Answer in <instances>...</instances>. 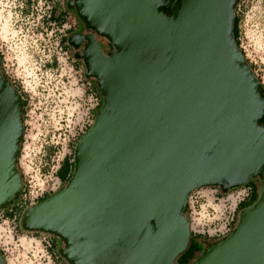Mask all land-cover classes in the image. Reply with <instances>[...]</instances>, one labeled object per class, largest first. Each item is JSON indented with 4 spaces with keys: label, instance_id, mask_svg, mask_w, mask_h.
<instances>
[{
    "label": "water",
    "instance_id": "obj_1",
    "mask_svg": "<svg viewBox=\"0 0 264 264\" xmlns=\"http://www.w3.org/2000/svg\"><path fill=\"white\" fill-rule=\"evenodd\" d=\"M240 1H66L85 29L68 44L103 103L70 177L24 210L23 231L57 238L67 264H173L191 192L258 177L257 199L188 264H264V86L234 38ZM23 112L0 56V209L22 188Z\"/></svg>",
    "mask_w": 264,
    "mask_h": 264
},
{
    "label": "rangeland",
    "instance_id": "obj_2",
    "mask_svg": "<svg viewBox=\"0 0 264 264\" xmlns=\"http://www.w3.org/2000/svg\"><path fill=\"white\" fill-rule=\"evenodd\" d=\"M66 1L63 0L65 9L75 12L74 8L66 7ZM238 9L242 13L238 36L240 47L248 61L253 64L255 74L264 85V0H245ZM26 14V11L20 8L19 0H0L2 68L7 76L23 90L27 103L26 131L20 161L22 163L23 158L28 159L32 162L33 168H37L40 166L41 158L45 160L46 154H50V166L57 165V161L64 155L73 153L75 144L83 134L76 140L74 138L86 120L87 107L92 103L89 95L83 93L85 83L78 81V73L71 69L73 57L66 60V54L60 53L56 47L55 42L59 34L51 37L50 30L41 32L35 26V21ZM76 29L77 27L73 26V30ZM52 60L55 62L51 63ZM78 62L75 64L76 67L84 69L82 62ZM84 80L91 86L94 93L99 95L101 106L103 96L97 83L91 78ZM254 180L260 184L258 177L251 179V181ZM220 192L223 194L222 191ZM227 192L223 194L224 196L219 192L217 195L214 187H203L192 192L189 197L187 216L193 232L213 234L224 230V224L238 201L236 193ZM215 196L219 198L216 199ZM19 205L20 196L18 195L5 208L16 206L14 213L21 218L27 207H19ZM2 211L0 210V217ZM18 222L20 223V219ZM42 238L41 233L32 235L30 232L16 236L9 244L5 256L6 264H53L54 261L57 264L59 260L55 258L56 254H53L55 251L48 252L42 243ZM193 238L189 237L187 250ZM56 244L57 248H60L59 240ZM203 247L204 245L200 243L196 257ZM50 254L52 258H49ZM178 263L177 258L173 264Z\"/></svg>",
    "mask_w": 264,
    "mask_h": 264
},
{
    "label": "built area",
    "instance_id": "obj_3",
    "mask_svg": "<svg viewBox=\"0 0 264 264\" xmlns=\"http://www.w3.org/2000/svg\"><path fill=\"white\" fill-rule=\"evenodd\" d=\"M20 1V8L22 10L26 11V15L31 17L33 21H35V26L40 29L41 32H48L50 30L51 37L54 34H59L57 37L56 47L58 48V51L62 54H66L65 58L66 60L72 57L70 53L68 52V49H65L62 45V39L66 36V33L70 30H73V26H77L79 18L76 15V13L72 10H67L68 14L64 21L61 23L54 20L53 15L56 14L58 16L60 14V11L56 9L57 4H63V0H19ZM245 0H241L239 4L237 5L238 8L241 5L242 2ZM65 8V6L63 5ZM55 11V13H53ZM244 55V54H243ZM1 58L2 55L0 54ZM247 59V58H246ZM55 60H52L51 63H53ZM71 69L75 73H78L79 79L78 81H81L82 83H85V89L83 93L89 95L90 101L92 103L91 106L87 107L86 112V120L82 123V126L77 131L76 137L74 140H76L81 134H84L86 130L92 125L95 111L100 106V97L98 94H95L94 91L91 89V86L85 82V75H84V69L77 68L76 63L74 62V58L72 61ZM76 67V69H75ZM3 73L5 76L12 82V84H15L13 80H11L7 74L4 72L2 68ZM255 73V72H254ZM257 76V75H256ZM262 83V82H261ZM15 86H17L15 84ZM18 87V86H17ZM19 88V87H18ZM20 89V88H19ZM20 91L23 93V100L25 98V93L22 89ZM27 105V104H26ZM26 107L24 106V133L20 144L19 149V155H18V168L22 174V188L20 190L19 196H20V205L19 207H29L34 204H37L39 200L45 198L48 194H51L53 192H56L60 186L63 184L62 180L57 175V170L61 165L62 159L65 157V155L60 158L57 161V165L51 164L49 166V157L50 154L45 155V160L41 158L40 166L37 168H33L31 165L32 162L28 159L22 160V163L20 161L21 157V150H22V143L25 136L26 131ZM43 148V146H42ZM55 153V152H54ZM47 158V159H46ZM216 190V194L219 192L221 195H225V193H221L220 189L217 187H214ZM253 191L252 186H250L249 183H245L239 187L230 189L229 192H233V194L236 193V196L238 197V201L235 204V207L232 211V213L227 218L225 224H224V230L220 232H215L213 234H206L204 233H198L193 232L190 228V232L192 235L195 234H201L204 239H217L223 235H226L228 232L231 231L232 225L234 222V219L236 217L237 213V205L242 200H247L251 193ZM193 192V191H192ZM191 192V194H192ZM227 192V193H229ZM189 195V197L191 196ZM218 195V194H217ZM223 195V196H224ZM215 198H219V196H215ZM37 202V203H36ZM1 211L3 209H0ZM188 212V211H187ZM5 213L2 212V216L0 217V252L2 256L5 258L9 244L12 243V241L15 239L16 236H19L20 234L24 233L27 234L28 232L23 231L20 227V223L18 222L19 216L13 213L11 217H7L4 215ZM189 218V217H188ZM190 221V219H189ZM191 224V222H190ZM43 235L42 243L44 244L45 249L49 252V246L51 243V236L48 234L41 233ZM51 257V254L49 255V258ZM52 258V257H51ZM5 264H6V258H5ZM53 264H56V261H54ZM58 264V263H57Z\"/></svg>",
    "mask_w": 264,
    "mask_h": 264
},
{
    "label": "trees",
    "instance_id": "obj_4",
    "mask_svg": "<svg viewBox=\"0 0 264 264\" xmlns=\"http://www.w3.org/2000/svg\"><path fill=\"white\" fill-rule=\"evenodd\" d=\"M53 13H55V11H53ZM59 15L56 17L58 18ZM241 17H242V13L239 12V9H238V6L236 7V10H235V16H234V22H233V34H234V38L236 40V43L237 45L239 46L240 50L242 51V53L244 54L245 56V53L243 51V49L240 47V42H239V24H240V21H241ZM99 40L101 41L103 47L105 50H109V46L107 43H105L101 38H99ZM66 37H64L62 39V45L65 49H67V46H66ZM248 61V59H247ZM55 62V61H54ZM249 62V61H248ZM250 66L252 67L253 71H254V66L252 63H250ZM258 77V76H257ZM258 79L260 80V78L258 77ZM261 81V80H260ZM13 86L16 88V90L20 93V95L23 97V93L20 91V89L15 86V84H13ZM264 86V85H263ZM24 106H26V100L24 99ZM80 137V136H79ZM78 139V138H77ZM71 155H72V158H73V153H71L70 155H66L62 161H61V165L60 167L58 168L57 170V175L58 177L62 180V182H64L65 180H67L71 173H72V170H73V160H71ZM247 183L249 184H252V181L249 180ZM246 183V184H247ZM258 185L259 183H255V185L252 186L253 188V191L250 195V197L247 199V200H242L238 203L237 205V213H236V217L234 219V223H236L237 221V214H238V211L240 208H243L246 207L247 205H249L251 202L254 201V199L257 197V190H258ZM252 204V203H251ZM6 209V208H5ZM4 209V210H5ZM13 210H7L5 211V216L7 217H11L13 215ZM188 214V212H187ZM20 219V216L18 218V220ZM235 225V224H234ZM234 226L232 225V228ZM32 235H37L39 234V232H30ZM51 236V235H50ZM193 238L192 242H191V246L188 248V250L186 249L179 257V263L178 264H188L190 263L195 257L196 255L198 254L199 252V246H200V243H201V239L203 238V236L201 234H195V235H191ZM55 240H57L54 236H52V239H51V243H50V246H49V250L53 253V251H55L53 254L55 255L56 254V259L59 260L58 261V264H67L62 258L60 260V256L58 254V251H57V242H55ZM58 241V240H57ZM1 254V252H0ZM2 255V254H1Z\"/></svg>",
    "mask_w": 264,
    "mask_h": 264
},
{
    "label": "flooded vegetation",
    "instance_id": "obj_5",
    "mask_svg": "<svg viewBox=\"0 0 264 264\" xmlns=\"http://www.w3.org/2000/svg\"><path fill=\"white\" fill-rule=\"evenodd\" d=\"M77 29L76 30H70V31H68L67 33H66V46H67V49H68V52L70 53V55L74 58V56H73V53H74V51H73V49H72V47L68 44V41H67V39H68V36L70 35V34H78V33H82V32H84L85 31V29H84V26L81 24V22H80V20L78 21V24H77ZM69 32H71L70 34H69ZM78 61H80L79 59H76V58H74V62L76 63V64H78L79 62ZM255 183H257V181L256 180H254V181H252V184H250V186H253V185H255ZM51 239H52V237H50ZM214 239H210V240H208V239H204V238H202L201 239V243L204 245V241H213ZM216 240V239H215ZM55 242H57V240H55ZM57 251H58V248H57ZM60 260H61V257H60Z\"/></svg>",
    "mask_w": 264,
    "mask_h": 264
},
{
    "label": "crops",
    "instance_id": "obj_6",
    "mask_svg": "<svg viewBox=\"0 0 264 264\" xmlns=\"http://www.w3.org/2000/svg\"><path fill=\"white\" fill-rule=\"evenodd\" d=\"M56 9L60 11V14H59V17H58V18H56L57 16H56V14H54V15H53V18H54L55 21L61 23V22L64 21V19L66 18L68 12H67V10L63 7V4H57ZM15 208H16V206H12L11 208H9V209H5V210H3L2 212L5 213V211H7V210H13V212H14Z\"/></svg>",
    "mask_w": 264,
    "mask_h": 264
},
{
    "label": "bare ground",
    "instance_id": "obj_7",
    "mask_svg": "<svg viewBox=\"0 0 264 264\" xmlns=\"http://www.w3.org/2000/svg\"><path fill=\"white\" fill-rule=\"evenodd\" d=\"M200 222V221H199ZM197 224H199V223H197Z\"/></svg>",
    "mask_w": 264,
    "mask_h": 264
}]
</instances>
